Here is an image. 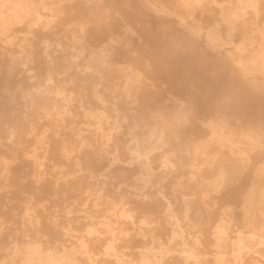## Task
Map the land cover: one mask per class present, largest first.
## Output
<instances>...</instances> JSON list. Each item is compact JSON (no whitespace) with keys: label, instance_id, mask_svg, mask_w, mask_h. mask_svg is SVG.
Here are the masks:
<instances>
[{"label":"bare ground","instance_id":"6f19581e","mask_svg":"<svg viewBox=\"0 0 264 264\" xmlns=\"http://www.w3.org/2000/svg\"><path fill=\"white\" fill-rule=\"evenodd\" d=\"M126 2L124 5L120 0H0V264L228 262L221 250L225 245L221 236L226 233V225H216L214 233L207 236L205 243L209 242L215 250L206 252L214 256L202 259L198 254L199 249H196L203 244L202 241L197 237L191 244L184 237L183 219L175 214L174 204L177 202L169 200L162 189L155 188L153 194L146 191L155 173L149 171L152 150L160 149L156 157L161 159L160 167L165 175L185 156L182 154V145L176 143V146H172L169 142L167 123L160 124L158 129H150L146 134L136 129L130 134H123L125 150L137 154L134 156L136 161L149 171L137 174V178L144 182L143 186L139 185L141 188L136 185L138 192L133 188L127 190L122 203L106 202L116 208L121 205V215L128 218L130 223L124 224L108 214L112 208L105 209L106 213L94 209L87 210V215H74L77 207L71 206L68 209L66 206L63 218L55 213V195L62 194L63 204L68 203L69 197L76 198L85 179L71 180V173L65 178L58 176L56 172L60 168H69L71 163L75 164L79 167L78 171H87L90 181L96 176L92 165H99L98 168L103 169L111 167L102 158L98 161L90 157L89 148L93 150L94 146L91 139L83 136L81 141L70 148L68 139L60 137L59 133L61 129L67 128L68 131L83 135L81 131L87 128L79 124L85 121L77 122L72 117L77 113L94 119L89 124L96 127L95 134L103 142V148L114 138L102 125V120L109 118L103 110L105 108L98 104V111L102 110L94 111L88 102L100 100L99 103L104 104L107 98L104 99L100 94L102 90L107 91L109 86L112 90L117 89L119 82H113L109 76L105 79L107 75L104 71L109 69L111 60L118 55L109 47V41L125 36L124 33L127 34L129 30L124 27L136 26L138 20L135 9L138 14L141 13L140 20L148 25L151 19L172 21L174 25H169V28L174 33L180 32L183 38L199 41L206 39L210 47L218 48L221 52L218 56L226 54L232 67L244 77L260 74L264 78V41L260 47L251 48L246 57L242 54L245 46L238 45L236 50L223 49L227 43L233 42L231 39L237 29L243 37L251 33L249 39H253V32L259 30H256L258 26L255 24L262 16L264 0ZM128 8L132 9V13L128 12ZM157 13L162 15L157 16ZM223 25L226 26V33ZM259 31L264 38V26ZM141 72L135 76L126 74L123 82L120 81L127 97H131L132 91L138 87L136 82H143L144 75ZM111 74L116 79L125 75L122 72ZM114 105L113 109H116ZM189 114L181 107L176 108L168 122L169 128L193 129ZM213 119L205 124H211ZM134 128L139 130L142 127L135 124ZM154 136L156 146L151 147L150 139ZM217 136L220 140L225 138L222 133ZM257 137L251 136L252 139ZM168 142L172 147L166 146ZM74 150L76 153H73ZM203 151L199 144L192 145L191 163L198 164L195 172L201 184H207L217 193L241 184L249 164L245 148L236 143V147H231L234 156H214L206 161V166L200 165L196 157ZM40 153L44 160L37 158ZM236 153L242 156L236 157ZM238 157H241L239 162ZM125 163L134 162L125 160ZM51 167L52 171L49 172ZM159 177L165 180L163 175ZM120 189L118 186V192ZM67 193L72 195L65 196ZM158 195L161 198H157ZM25 197L34 200L21 205L20 201ZM126 197L131 198V208L127 207L129 202H126ZM142 197L148 198L147 202L152 204L145 208V214L166 213L168 216L157 218L159 224L153 226L149 217L137 220L133 214L137 210L135 200ZM154 198H157L156 205L153 203ZM98 199L107 200L104 195ZM181 199L179 203L183 206L186 219L193 221L188 214L199 200L194 194H184ZM100 203L105 202H94L96 205ZM231 211L230 208L220 209L221 220H225ZM168 223L173 226V232L168 237L181 247L170 246L164 252H156L150 245L156 238L162 239L168 234ZM77 225L85 228L83 234L76 233L79 229ZM236 245L238 252L235 258L238 263L253 264L250 262L255 261L242 256V250L251 245L243 235L238 237ZM254 259L259 261L258 258Z\"/></svg>","mask_w":264,"mask_h":264},{"label":"rangeland","instance_id":"374dc122","mask_svg":"<svg viewBox=\"0 0 264 264\" xmlns=\"http://www.w3.org/2000/svg\"><path fill=\"white\" fill-rule=\"evenodd\" d=\"M120 1H123V4L126 5L128 3L126 1L129 0ZM141 11L144 12L143 8H141ZM249 11H251L250 8ZM128 12L132 13V9L128 8ZM134 12L138 20L135 23L136 26H132V28L124 27V29L129 30L127 34L124 33L125 36L109 41V47L113 48L118 55L111 60L112 65L104 71L107 76H103V78L108 79L109 76L113 82H119L117 89L112 90L109 85V87L105 86L109 89L107 91L102 90L100 93L104 99L107 98L104 104L99 103L100 100H96L95 103L88 102L89 107L94 111L96 109L98 111L96 106L98 104L105 108L103 110L106 111L109 118L103 119L102 122L104 123L102 125L114 138L103 148V142L95 134L96 127L89 124L91 121L94 122V119L77 113L72 117L77 119V122L85 121V123L79 124V126L87 128L86 131H81L83 135H78L79 132L76 131H68L67 128L61 129L59 133L60 137L68 139L70 148L81 141L83 136L91 139L94 146L93 150L89 148L90 157L98 161L106 160L111 167L103 169L98 168L99 165L95 167L92 165L91 168L94 169V175L96 176L90 181L87 171H78L79 167L75 164L71 163L69 168H60L56 172L58 176L65 178L71 173L69 177L71 180L85 179L82 183L83 187L77 192L76 198H73L74 196L69 197V202L65 203L66 205L61 200L62 194L55 195V213L63 218L67 208L69 209L71 206L77 207L74 215H87L89 214L86 212L87 210L92 211L94 209L106 213L105 209L112 208L108 214H112L120 222L128 224L130 220L121 215V205L117 209L106 202L116 201L122 203L121 201L124 195L126 196L127 190L133 188L132 190L138 192L137 187L141 188L143 186L144 182L137 178V174L152 171L155 172L153 181L146 188L149 194H153L155 188H159L164 191L169 200L177 203L182 200L184 194L189 196L194 194L199 200L197 206L188 214L195 222L186 219L181 203H175L174 208L176 210L175 214L183 219L181 223L184 229V237L187 238L189 243L192 244L197 237L202 241L203 244L196 248L199 249L198 254L202 259L206 258L205 256L210 258L214 256L212 253L207 254L208 251L215 250V248L210 247L209 242L205 243V241L207 236L214 233L216 225L222 223L226 225V233L221 236V241L225 244L221 250L227 257V264H239L235 255L238 252L236 241L240 235H243L246 242L251 244L242 250V256L250 259V261H255L250 263L264 264V243H261L264 241L263 76L256 74L257 77L253 75L244 77L237 69L232 67L226 54L218 56L221 52L217 50L218 48L210 47L206 39L201 41L188 40L183 38L180 32L174 33L169 28V25H174L172 21H154V19H151V23L148 25L140 20L141 13L139 15L136 9ZM261 13L262 16L259 22L255 24L256 27L258 26L256 30H260L264 26V5ZM160 14L157 13V16L162 15ZM226 30V26L223 25L224 33H226ZM259 30L253 32L252 38L255 40L253 42V39H249L251 33L243 37L237 29L231 39L233 42L227 43L223 49L236 50L238 45H242L246 47L242 54L244 57L248 56L251 48L260 47V43L264 41ZM139 71H142L141 73L144 75L142 76L143 82L141 84L136 82L135 85L138 87H135L132 91L133 95L131 97H127L120 81L123 82V79H125L123 77H126V74L135 76ZM116 72H122L125 75L116 79L111 74ZM89 90H91V86ZM112 105L116 109H113ZM179 107L190 113V124L193 125V129L171 130L169 128L168 122L172 119L171 115ZM101 110L99 109L98 112ZM125 116L127 117L125 118ZM212 119L211 124H205V122ZM162 123H167L169 142L173 144L172 146H176V143L182 145L184 148L182 154L185 155L166 175L163 174L165 171L160 167L161 159L156 157L160 149L152 150L148 171L146 167L141 166L136 161L134 156L137 154L125 150V140H123L125 132L130 134L132 130L136 129L141 134H146L152 128L158 129ZM135 124L141 125L142 128L139 130L134 128ZM217 132L225 135V138L221 139L222 141L217 136ZM253 135L258 136L257 139H252L251 136ZM155 136L150 139L151 147L156 146ZM169 142L166 144L168 148L172 147ZM196 143L202 146V150H204L201 155L196 156L198 163L202 166H206V161L211 160L214 156H234L233 153L235 152L231 151V147H236V143L245 148L247 151L245 157H249V164L244 172V179L241 184L221 193L215 192L205 183L201 184L198 174L195 172L198 164L191 163L193 159L191 156L192 145ZM108 149L109 151H107ZM73 153H76V151L74 150ZM235 156L242 155L236 153ZM37 158L44 160L41 153ZM238 158L237 161L239 162L241 157ZM125 160L134 163L127 164ZM48 171L51 172L52 167ZM161 175L165 177V180L159 177ZM136 185L138 186L136 187ZM118 186L121 187L119 192ZM116 189L117 192H115ZM70 193L65 196L72 195ZM100 195H104L107 200L101 201V199H98ZM156 197L161 198L160 195ZM156 199L153 200L155 205ZM163 199L166 200V198ZM29 200H34V198L25 197L20 201V204L26 205ZM96 200L105 203L96 205L94 204ZM126 200V202H129L127 207L131 208L132 204L129 201L131 198L126 197ZM135 201L137 210L133 211V214L137 220H141L142 217H149L148 220L153 226L159 224L157 218L168 216L166 213H163L164 215L145 214V208L152 206L147 202L148 198L142 197V199ZM223 208H230L232 211L222 221L219 210ZM98 214L102 217L101 213ZM168 226V234L163 236L162 239L156 238L157 240L150 245L154 251L161 253L170 246H174V248L181 247L180 244H177L174 240L171 241L168 237L173 232V226L169 223ZM77 227H79L76 231L77 234L85 232L84 227L79 225ZM254 258H258L259 261L256 262ZM202 264L215 263L206 260Z\"/></svg>","mask_w":264,"mask_h":264}]
</instances>
